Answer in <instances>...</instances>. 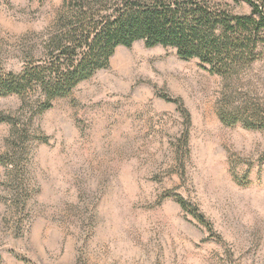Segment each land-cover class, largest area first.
<instances>
[{
    "label": "rangeland",
    "instance_id": "374dc122",
    "mask_svg": "<svg viewBox=\"0 0 264 264\" xmlns=\"http://www.w3.org/2000/svg\"><path fill=\"white\" fill-rule=\"evenodd\" d=\"M62 1L0 0V71ZM199 64L137 40L40 116L0 97V264H264V128L219 117L247 101L264 119V63L229 79Z\"/></svg>",
    "mask_w": 264,
    "mask_h": 264
},
{
    "label": "trees",
    "instance_id": "16d2710c",
    "mask_svg": "<svg viewBox=\"0 0 264 264\" xmlns=\"http://www.w3.org/2000/svg\"><path fill=\"white\" fill-rule=\"evenodd\" d=\"M232 1L246 4L249 12L235 11L219 0H63L37 41H23L22 69L0 71V97L18 96L22 109L26 106L32 117L40 116L107 68L118 47H131L137 40L147 47L175 48L181 59H197L211 74L226 79L245 76L256 63H264V0ZM159 95L176 102L189 118L179 99ZM243 104L234 110L225 106L220 120L263 129L260 108ZM4 120L17 126L11 116ZM183 138L186 146V135ZM0 163L7 161L0 157ZM162 197L174 199L212 230L205 215L180 193L168 190Z\"/></svg>",
    "mask_w": 264,
    "mask_h": 264
}]
</instances>
